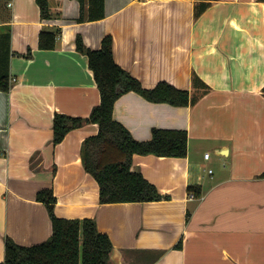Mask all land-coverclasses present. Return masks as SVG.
Here are the masks:
<instances>
[{
  "label": "crops",
  "instance_id": "0c3cea01",
  "mask_svg": "<svg viewBox=\"0 0 264 264\" xmlns=\"http://www.w3.org/2000/svg\"><path fill=\"white\" fill-rule=\"evenodd\" d=\"M207 1L195 19L196 0H106L103 20L77 23L75 0H49L51 20L36 0H0L12 83L0 91V263L6 238L30 247L51 237L37 194L52 189L57 217L93 219L109 236L111 264H264V0ZM43 30L60 31L55 50L39 49ZM78 35L92 50L112 36L116 63L145 89L207 88L194 106L134 92L115 103L114 119L138 141L154 129L187 132L185 158L133 157L132 170L169 199L100 204L81 156L98 125L54 146L55 114L87 118L101 101ZM193 73L206 88H193Z\"/></svg>",
  "mask_w": 264,
  "mask_h": 264
},
{
  "label": "trees",
  "instance_id": "16d2710c",
  "mask_svg": "<svg viewBox=\"0 0 264 264\" xmlns=\"http://www.w3.org/2000/svg\"><path fill=\"white\" fill-rule=\"evenodd\" d=\"M80 5L77 23L103 20L106 17V0H75ZM194 17L198 19L211 6L207 0H196ZM199 1V2H198ZM43 20H51L49 0H36ZM60 31H41L39 49H56ZM10 31L0 33V91L12 88L9 57ZM112 36L103 39L99 50L86 46L83 37L76 38V51L88 59L100 93V104L95 106L89 117H73L55 114L53 120V144L59 145L76 129L87 125H98L97 135L88 137L82 146V162L85 171L99 185L100 204L147 203L169 199L160 194L158 188L132 170L135 155L170 158H185L188 154V135L185 131L154 129L149 141H138L114 119L115 103L125 94L134 92L152 103H166L175 107L194 106L206 94L207 88L196 73L192 75L193 88L205 87L199 94L179 89L167 82H160L153 89H145L142 83L120 67L113 52ZM5 58H4V57ZM190 194L199 197L196 187L188 188ZM197 192V193H196ZM37 201L48 209L52 222L51 237L38 245L25 247L12 239L5 240V261L0 264H111L114 246L109 236L102 234L93 219H62L56 216L57 198L52 189H43Z\"/></svg>",
  "mask_w": 264,
  "mask_h": 264
},
{
  "label": "rangeland",
  "instance_id": "374dc122",
  "mask_svg": "<svg viewBox=\"0 0 264 264\" xmlns=\"http://www.w3.org/2000/svg\"><path fill=\"white\" fill-rule=\"evenodd\" d=\"M3 57H4V56H3ZM4 58H5V57H4ZM4 67H5V66H4ZM4 67H3V63H0V72L3 71Z\"/></svg>",
  "mask_w": 264,
  "mask_h": 264
},
{
  "label": "built area",
  "instance_id": "2783aa9c",
  "mask_svg": "<svg viewBox=\"0 0 264 264\" xmlns=\"http://www.w3.org/2000/svg\"><path fill=\"white\" fill-rule=\"evenodd\" d=\"M209 157H210V154L207 153V154L205 155V158H206V159H209Z\"/></svg>",
  "mask_w": 264,
  "mask_h": 264
}]
</instances>
